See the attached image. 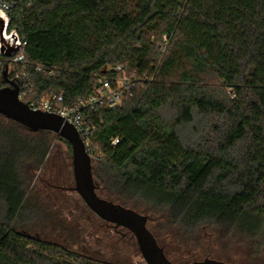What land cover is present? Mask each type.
Masks as SVG:
<instances>
[{
  "label": "trees",
  "instance_id": "obj_1",
  "mask_svg": "<svg viewBox=\"0 0 264 264\" xmlns=\"http://www.w3.org/2000/svg\"><path fill=\"white\" fill-rule=\"evenodd\" d=\"M2 1L15 4L10 29L26 42L35 96L75 104L118 66L136 81L117 107L86 113L97 193L190 233L264 236V0ZM52 133L0 114V155L14 157L0 160V264H113L24 230Z\"/></svg>",
  "mask_w": 264,
  "mask_h": 264
},
{
  "label": "rangeland",
  "instance_id": "obj_2",
  "mask_svg": "<svg viewBox=\"0 0 264 264\" xmlns=\"http://www.w3.org/2000/svg\"><path fill=\"white\" fill-rule=\"evenodd\" d=\"M52 138L49 156L32 173L25 198L28 210L23 219L35 222L34 225L29 223L24 230L98 260L113 264H147L132 232L101 219L73 190L72 150L57 134L52 133ZM1 159L14 161L8 154L0 155ZM18 193L16 189V195ZM98 194L106 198L103 192ZM113 201L122 203L118 199ZM125 206L147 216L148 228L164 246L168 258L176 263L213 258L227 263L264 264V236L249 238L218 224L203 225L190 233L169 221L162 211L137 208L132 202Z\"/></svg>",
  "mask_w": 264,
  "mask_h": 264
},
{
  "label": "water",
  "instance_id": "obj_3",
  "mask_svg": "<svg viewBox=\"0 0 264 264\" xmlns=\"http://www.w3.org/2000/svg\"><path fill=\"white\" fill-rule=\"evenodd\" d=\"M10 29V20L0 12V54L14 56L21 48V36ZM6 86H0V114L33 132L49 130L64 138L71 145L75 186L87 206L100 218L116 227L128 229L135 236L139 250L147 264H181L168 258L147 226L146 215L121 203L101 197L93 175L89 148L77 128L62 115L33 110L19 99V85L8 77L7 64L3 69ZM184 264H236L205 258Z\"/></svg>",
  "mask_w": 264,
  "mask_h": 264
},
{
  "label": "built area",
  "instance_id": "obj_4",
  "mask_svg": "<svg viewBox=\"0 0 264 264\" xmlns=\"http://www.w3.org/2000/svg\"><path fill=\"white\" fill-rule=\"evenodd\" d=\"M14 3H8L0 0V12L7 15L9 20L12 19V10ZM16 30L9 29V32ZM17 31V30H16ZM20 50L14 56H5L0 54V64L4 67L7 64L8 77L19 85V99L26 103L33 110L47 111L62 115L67 121L74 125L80 131L85 143L90 148L89 136L91 128L86 125V113L88 111H96L101 106L115 108L121 103L124 94L133 95L135 79L126 74L122 67L113 68L120 71L119 75L113 77H103L100 86L95 93L86 99H81L75 104H65L64 93L57 91H49L40 96L34 95V85L31 82V73L28 70L26 55L24 51L25 41H22ZM46 67L43 64L36 65V71H44ZM53 75V71H50ZM120 138L112 139V143L116 145ZM90 150V149H89Z\"/></svg>",
  "mask_w": 264,
  "mask_h": 264
},
{
  "label": "flooded vegetation",
  "instance_id": "obj_5",
  "mask_svg": "<svg viewBox=\"0 0 264 264\" xmlns=\"http://www.w3.org/2000/svg\"><path fill=\"white\" fill-rule=\"evenodd\" d=\"M112 226H114L113 224H111ZM160 244V243H159ZM164 247V246H163ZM164 250H165V248H164Z\"/></svg>",
  "mask_w": 264,
  "mask_h": 264
}]
</instances>
